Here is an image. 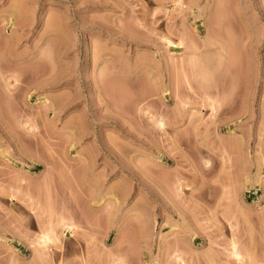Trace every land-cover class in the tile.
<instances>
[{
	"label": "rangeland",
	"instance_id": "rangeland-1",
	"mask_svg": "<svg viewBox=\"0 0 264 264\" xmlns=\"http://www.w3.org/2000/svg\"><path fill=\"white\" fill-rule=\"evenodd\" d=\"M263 103L264 0H0V264H264Z\"/></svg>",
	"mask_w": 264,
	"mask_h": 264
},
{
	"label": "bare ground",
	"instance_id": "bare-ground-1",
	"mask_svg": "<svg viewBox=\"0 0 264 264\" xmlns=\"http://www.w3.org/2000/svg\"><path fill=\"white\" fill-rule=\"evenodd\" d=\"M166 42L168 43V44H174V41H172V40H170L169 38H166ZM193 43V42H192ZM182 44H184L185 45V43L184 42H182V39H180L178 42H176L175 43V45H176V47L178 46V45H182ZM184 45H182V47L184 46ZM192 45H195V44H192ZM190 47H191V45H190ZM195 47H197V44L195 45ZM182 48H173V47H171V51H179V50H181ZM191 49V48H190ZM196 50H198L197 48H196ZM194 48H192V51H191V53L188 55L189 57V59H188V61L189 62H191V64H192V62H194L193 64L196 66L195 68L197 69H200L198 66H200L201 64V68H202V66H203V59H200L201 60V62H203V63H201V64H199L200 63V60H199V54L197 53V51H196ZM199 62V63H198ZM192 64V65H193ZM191 65V66H192ZM197 69V70H198ZM202 70H203V68H202ZM206 71V70H205ZM202 72V71H201ZM201 72H199L198 71V73L200 74ZM204 72V71H203ZM203 72H202V76H205V77H207L205 74L206 73H204L203 74ZM214 72H216V71H214ZM214 72L212 71V74H214ZM218 73V72H217ZM210 74V73H209ZM209 74H208V76H209ZM201 75V74H200ZM211 76V75H210ZM213 76V75H212ZM205 77H204V79H205ZM201 78H203V77H201ZM207 79V78H206ZM205 79V80H206ZM208 80V79H207ZM223 86V85H222ZM218 88V87H217ZM221 87H219V89H220ZM215 89H216V87H215ZM227 89V88H226ZM226 89H224V88H221L220 90H219V92H222L223 93V91L224 90H226ZM229 90H230V88H229ZM217 91V90H216ZM227 91V90H226ZM225 92V91H224ZM230 92V91H229ZM228 93V92H227ZM226 93H224V95H225ZM221 95H223V94H221ZM220 95V97H222ZM209 99H211L212 101V104H211V106L215 109L217 106H215L214 107V104L213 103H215L214 102V100L216 99H214V98H211L209 95L207 96ZM210 102V103H211ZM219 102V101H218ZM221 103V100H220V102H219V104ZM219 104H217V105H219ZM264 104V103H263ZM262 104V105H263ZM216 105V104H215ZM221 105V104H220ZM211 107V108H212ZM218 108V107H217ZM158 122V123H157ZM156 123L158 124V126H162L163 127V125H164V123H163V121L161 120V119H157V121H156ZM2 152V151H1ZM246 182H248V179H246ZM117 198V197H116ZM101 199V198H100ZM118 199V198H117ZM116 200V199H115ZM117 201V200H116ZM65 218H61L60 220V222H61V229H62V227L64 228V230L60 233V232H58V231H56L55 229V227H53L54 225H51L46 231L44 230L43 232H41L40 233V235L39 236H36L37 238L35 239V240H33V242L34 243H32V245L33 244H35V245H33V246H36L35 248H33L34 250V253L35 254H39V253H47V254H49L52 250H53V248L54 247H60L61 246V243H62V237L63 236H66L69 232H71L72 233V231H73V227H75V226H73V224L71 223V222H66L65 220H64ZM143 223V222H142ZM144 224V223H143ZM142 224V225H143ZM142 227V226H141ZM140 228V227H139ZM171 229V228H170ZM173 229V228H172ZM171 229V230H172ZM141 230V229H140ZM142 230H143V228H142ZM141 230V234H140V239L141 240H144L145 241V239H147V233H144V230L142 231ZM61 231V230H60ZM140 232V231H139ZM60 233V234H59ZM161 235L163 234V233H160ZM146 235V236H145ZM160 235V238L162 237ZM7 244V243H6ZM231 246H232V248L233 249H236L237 251H238V249L236 248V246L233 244V242H231ZM9 248H10V246H9ZM14 249V248H13ZM236 250H233V255H235L236 257H239L240 256V254H239V251L237 252ZM42 251H44V252H42ZM177 260L180 262V264H187V263H185L184 262V260H182L180 257H178L177 258ZM15 262V261H14Z\"/></svg>",
	"mask_w": 264,
	"mask_h": 264
}]
</instances>
